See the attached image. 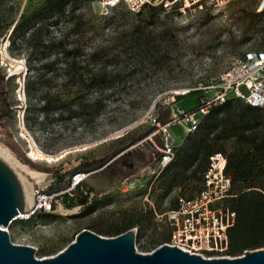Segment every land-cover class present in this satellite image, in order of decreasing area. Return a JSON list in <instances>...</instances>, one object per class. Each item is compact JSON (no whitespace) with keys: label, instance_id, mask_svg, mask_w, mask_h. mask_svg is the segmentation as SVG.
I'll use <instances>...</instances> for the list:
<instances>
[{"label":"rangeland","instance_id":"obj_1","mask_svg":"<svg viewBox=\"0 0 264 264\" xmlns=\"http://www.w3.org/2000/svg\"><path fill=\"white\" fill-rule=\"evenodd\" d=\"M261 4L199 0L184 11L163 5L135 13L123 6L103 10L98 0L69 3L65 10L49 0H0V145L19 163L46 174L39 183L20 173L24 192L35 199L41 191L44 205L9 222L11 240L34 246L38 258L56 255L84 229L106 237L132 226L136 250L142 252L168 242L171 228L156 212L165 213L180 192L198 191L201 168L198 176L191 172L205 158L200 152L192 166L180 164L181 148L186 143L196 149L200 133L188 138L177 119L167 125L164 138L176 142L180 162L158 168L152 141H161L156 120L164 126L174 113L192 110L215 93L214 84L234 61L264 53ZM69 49L80 64L101 49V60L89 61L88 68L105 64L116 73L100 111L93 100L99 92L83 90L70 77L84 69L69 65ZM44 97L58 107L41 110ZM217 143L227 154L239 147L234 138ZM127 145L144 155V165L124 175L118 187L100 193L85 178L74 183L87 175L89 161L100 163ZM31 146L55 161L34 159ZM70 197L73 205L66 204Z\"/></svg>","mask_w":264,"mask_h":264},{"label":"built area","instance_id":"obj_2","mask_svg":"<svg viewBox=\"0 0 264 264\" xmlns=\"http://www.w3.org/2000/svg\"><path fill=\"white\" fill-rule=\"evenodd\" d=\"M98 1L103 10L123 6L129 11L139 13L147 6L163 7V5L184 11L199 0ZM261 7L264 10V0H262ZM215 87V93L205 97L192 110L181 111L180 116L174 113L175 117L164 126L160 125L159 119L156 120L155 125L159 126L161 141L159 144L151 140L158 149V168L165 169L175 159L177 144L167 136L164 138V135L167 132V125L176 122L177 119H181L184 123L187 133L193 132L198 129L202 117L210 112L213 105L224 102L231 96L264 108V53L250 54L246 59L234 61L222 73L221 78L214 84ZM209 157L210 161L204 171V178L198 191L191 194L180 192L175 198L174 205L170 206L165 213L156 212V214L162 217L161 220L164 219V223L171 228L169 240L166 243L170 246L176 245L186 252L211 258L220 257L217 255L224 254L228 249L227 231L235 223L236 212L226 204V199L232 195L231 177L225 172L228 157L222 151H217ZM34 194L36 200L31 213L20 214L16 217H27L44 205L41 191ZM51 206L50 202L46 208L50 209Z\"/></svg>","mask_w":264,"mask_h":264},{"label":"trees","instance_id":"obj_3","mask_svg":"<svg viewBox=\"0 0 264 264\" xmlns=\"http://www.w3.org/2000/svg\"><path fill=\"white\" fill-rule=\"evenodd\" d=\"M49 1L53 8L65 10L67 4L74 3L76 6L80 0ZM150 7L162 8V6ZM66 54L67 58H71L69 65L84 69L83 72L74 70L70 77L76 78L83 90L99 92L93 100L100 103L97 109L100 111L105 105L103 100L107 98L104 92L111 89L117 81L116 73L107 69L105 64L101 68H88L89 61L99 62L101 60V49L89 53L88 57H84L82 64L76 60L77 55L73 49L66 51ZM50 103H52L51 99L44 97L41 110L54 111L58 107L54 104L50 105ZM210 109V112L202 117L198 129L187 135L189 138L192 133L199 131L198 147L194 150L188 149L185 143L181 148H185L181 155V162L176 158V147L175 159L166 168L171 164H179V162L186 166H192L198 160V154L202 152L205 162L203 165L195 167L191 172L194 176H198L197 173L201 168L199 177L202 182L204 171L210 161L209 156L223 150L222 145L217 142L230 138L237 140L239 143L237 150L228 154L224 152L228 157L225 172L231 177L232 189V195L226 199V204L236 212L235 223L227 231L229 246L224 254L236 256L245 250L264 247V108L231 96L224 102L216 103ZM84 200H88L85 195ZM74 202L76 200L72 197L66 200L67 205H73ZM92 207L93 205H89V209ZM130 227L124 228L116 234H121Z\"/></svg>","mask_w":264,"mask_h":264},{"label":"water","instance_id":"obj_4","mask_svg":"<svg viewBox=\"0 0 264 264\" xmlns=\"http://www.w3.org/2000/svg\"><path fill=\"white\" fill-rule=\"evenodd\" d=\"M122 150L113 154L117 155ZM111 158L86 170L85 183L100 193L111 188L108 182L112 177L104 172ZM31 211L26 208L22 181L12 166L0 158V264H264V247L245 250L244 254L233 257L211 258L186 252L168 243L161 244L152 252L137 251L136 229L133 228L106 237L84 229L56 255L38 258L34 246L13 242L8 230L2 227H7L16 216Z\"/></svg>","mask_w":264,"mask_h":264},{"label":"flooded vegetation","instance_id":"obj_5","mask_svg":"<svg viewBox=\"0 0 264 264\" xmlns=\"http://www.w3.org/2000/svg\"><path fill=\"white\" fill-rule=\"evenodd\" d=\"M135 148V146L127 145L122 148L123 150L119 154L114 155L113 152L107 157H112L109 163L104 167V172L106 175L112 177L108 182V184L111 186L110 189L118 187L124 175L134 174L143 168L145 157L143 154L137 152V149ZM107 158H104V160ZM104 160H102V162H104ZM100 163L89 161L85 165L86 169L84 170L95 167ZM92 190H95V188L92 187ZM85 204L87 203L83 202L82 205Z\"/></svg>","mask_w":264,"mask_h":264},{"label":"bare ground","instance_id":"obj_6","mask_svg":"<svg viewBox=\"0 0 264 264\" xmlns=\"http://www.w3.org/2000/svg\"><path fill=\"white\" fill-rule=\"evenodd\" d=\"M20 71H21V67L17 68L16 73H20ZM31 147H32V149L30 151V155L34 159H37V160L44 159V160L49 161V162L55 161V158H53L52 155H49V154L46 155L40 149H38L36 147H33V146H31ZM0 158L5 163H8V164H10L12 166V168L16 171V173H17V175H18L20 180H21V178L19 176L20 173L24 174L25 176H29L30 178H34L39 183H40V181L44 180L43 178L46 175L45 173H42V172H39L37 170L31 169L29 166L19 163L18 160L15 158V156L12 154V152L8 148H4L1 145H0ZM84 178H86V175L85 174H80V175H78L75 178V182L74 183L77 184L78 182H80ZM22 184H23V182H22ZM24 195L26 196V208L27 209H31L34 206V204H35L36 198L35 199L31 198L30 196H28L26 194V192H24ZM25 214H29V213H25ZM2 227L5 228L4 226H2Z\"/></svg>","mask_w":264,"mask_h":264}]
</instances>
